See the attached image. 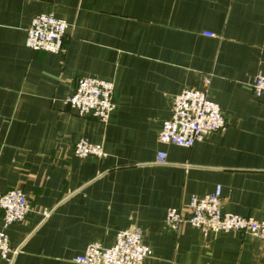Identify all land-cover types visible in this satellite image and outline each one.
<instances>
[{
	"label": "crops",
	"instance_id": "0c3cea01",
	"mask_svg": "<svg viewBox=\"0 0 264 264\" xmlns=\"http://www.w3.org/2000/svg\"><path fill=\"white\" fill-rule=\"evenodd\" d=\"M43 13L69 24L61 54L26 44ZM261 72L264 0H0V194L21 189L31 207L6 229L17 252L0 264H80L91 243L130 228L153 250L144 264H264L258 237L165 224L169 208L217 186L226 212L264 219ZM82 77L114 83L108 123L66 103ZM191 87L226 128L190 148L161 142L173 98ZM80 138L104 156L76 155Z\"/></svg>",
	"mask_w": 264,
	"mask_h": 264
},
{
	"label": "built area",
	"instance_id": "2783aa9c",
	"mask_svg": "<svg viewBox=\"0 0 264 264\" xmlns=\"http://www.w3.org/2000/svg\"><path fill=\"white\" fill-rule=\"evenodd\" d=\"M68 28L69 24L62 18L48 13L39 14L31 21L26 44L34 51L61 54L65 49L64 39ZM204 34L215 36L211 32ZM252 90L257 97L264 94V72L256 75ZM66 103L80 116L94 117L108 123L116 108L114 83L97 77H82L74 91L66 97ZM226 125L221 107L205 91L185 88L173 98L171 117L163 124L159 139L163 143L190 148L209 134L222 131ZM74 152L79 157L104 156L101 144L91 143L85 138L76 141ZM157 162H167L165 152L158 153ZM0 209L3 214L0 257L11 259L17 251L11 247L6 229L28 216L31 207L27 194L21 189H10L0 194ZM185 223L198 229L203 236L210 232L241 231L264 242V219L226 212L221 186L207 195L191 197L188 203L179 208L167 210L165 224L168 229L178 231ZM152 255V248L144 243L142 229L130 228L118 231L111 246L91 243L74 261L80 264H144Z\"/></svg>",
	"mask_w": 264,
	"mask_h": 264
}]
</instances>
